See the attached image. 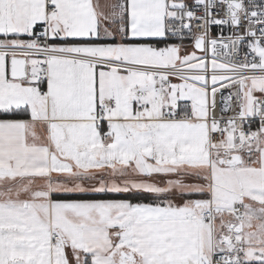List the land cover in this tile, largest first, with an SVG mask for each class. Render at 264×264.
I'll return each mask as SVG.
<instances>
[{
    "label": "snow or ice",
    "instance_id": "6c2138e0",
    "mask_svg": "<svg viewBox=\"0 0 264 264\" xmlns=\"http://www.w3.org/2000/svg\"><path fill=\"white\" fill-rule=\"evenodd\" d=\"M0 264H264V0H0Z\"/></svg>",
    "mask_w": 264,
    "mask_h": 264
},
{
    "label": "crops",
    "instance_id": "0c3cea01",
    "mask_svg": "<svg viewBox=\"0 0 264 264\" xmlns=\"http://www.w3.org/2000/svg\"><path fill=\"white\" fill-rule=\"evenodd\" d=\"M99 2L103 5L106 3H112V2H114V0H99Z\"/></svg>",
    "mask_w": 264,
    "mask_h": 264
}]
</instances>
